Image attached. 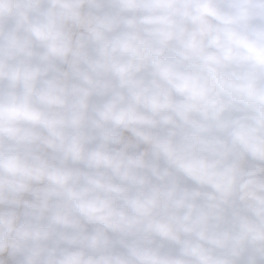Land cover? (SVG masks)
Segmentation results:
<instances>
[{
	"label": "clouds",
	"instance_id": "1",
	"mask_svg": "<svg viewBox=\"0 0 264 264\" xmlns=\"http://www.w3.org/2000/svg\"><path fill=\"white\" fill-rule=\"evenodd\" d=\"M0 264H264V0H0Z\"/></svg>",
	"mask_w": 264,
	"mask_h": 264
}]
</instances>
